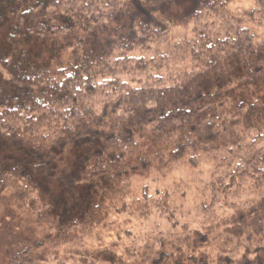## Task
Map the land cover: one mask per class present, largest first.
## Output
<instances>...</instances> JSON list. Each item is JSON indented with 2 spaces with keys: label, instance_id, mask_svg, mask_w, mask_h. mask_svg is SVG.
I'll return each instance as SVG.
<instances>
[{
  "label": "trees",
  "instance_id": "16d2710c",
  "mask_svg": "<svg viewBox=\"0 0 264 264\" xmlns=\"http://www.w3.org/2000/svg\"><path fill=\"white\" fill-rule=\"evenodd\" d=\"M137 3L32 0L7 26L0 75L14 93L0 91V190L46 231L6 264H67L63 249L85 250L111 212L175 226L172 192L145 186L129 198L130 179L207 157L203 210H230V239L242 248L220 264H264V0L243 12L199 0L179 21L191 35L175 40L161 21L131 16ZM182 61L188 71L167 69ZM165 235L135 240L147 248L142 262L193 264L181 247L167 252Z\"/></svg>",
  "mask_w": 264,
  "mask_h": 264
},
{
  "label": "rangeland",
  "instance_id": "374dc122",
  "mask_svg": "<svg viewBox=\"0 0 264 264\" xmlns=\"http://www.w3.org/2000/svg\"><path fill=\"white\" fill-rule=\"evenodd\" d=\"M32 0H10L8 5H0V47L4 50V35L8 25L15 21L16 13L24 9ZM199 0H163L161 5L152 7L146 0L132 6L131 16L139 19L156 22L170 31L173 40L181 35L190 33V25L180 23ZM228 8L232 12H243L253 7V0H227ZM130 19L120 22L112 32L117 33L126 28ZM257 34L261 29L248 25ZM107 32L111 29L105 27ZM105 31V30H104ZM97 40L105 35L100 31L95 34ZM22 46H20V49ZM167 69L172 71H188L189 62H172ZM163 71V70H162ZM0 91L12 90L11 83L0 75ZM4 94V93H2ZM235 97H238L235 92ZM230 110H228L229 112ZM231 110L230 113H233ZM243 121L235 125L238 133L244 132ZM214 163L210 158H204L197 166H190L183 162L169 165L167 168H152L141 175H134L130 179L129 198H139L143 187L147 186L150 193L169 189L176 204L173 212L175 226L162 221L156 227L155 221L133 218L118 212L109 213V217L102 225L94 228L86 237L85 250L76 245L63 249L60 258H65L67 264H86L89 258L94 264H150L142 262V253L146 249L137 243V238L146 239L148 236H157L158 233L169 234L165 237L167 252H178L184 249L185 262L193 264H220L224 255L240 256L242 248L234 247L235 236L228 232L229 214L218 212L210 214L203 210L202 204L208 199V184L211 179ZM225 230V231H224ZM45 228L37 226L34 214L27 205L16 202L9 190H0V264H6L8 259L16 252L22 251L26 246L41 245L44 239ZM129 232V233H128ZM229 233V234H228ZM239 237H243L241 233ZM231 238V239H230ZM167 258V257H166ZM69 259V261H68ZM170 260V257H169ZM88 264V263H87ZM188 264V263H187Z\"/></svg>",
  "mask_w": 264,
  "mask_h": 264
}]
</instances>
